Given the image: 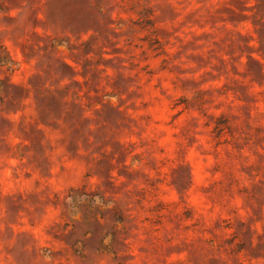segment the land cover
Instances as JSON below:
<instances>
[{
	"label": "rangeland",
	"instance_id": "rangeland-1",
	"mask_svg": "<svg viewBox=\"0 0 264 264\" xmlns=\"http://www.w3.org/2000/svg\"><path fill=\"white\" fill-rule=\"evenodd\" d=\"M0 264H264V0H0Z\"/></svg>",
	"mask_w": 264,
	"mask_h": 264
}]
</instances>
